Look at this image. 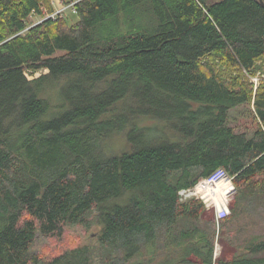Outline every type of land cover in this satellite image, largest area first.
<instances>
[{
    "label": "trees",
    "instance_id": "trees-1",
    "mask_svg": "<svg viewBox=\"0 0 264 264\" xmlns=\"http://www.w3.org/2000/svg\"><path fill=\"white\" fill-rule=\"evenodd\" d=\"M55 11V0H0V264H213L215 220L181 191L218 169L237 190L220 227L245 233L218 263L264 264V80L252 81L264 7L78 0ZM114 136L122 146L105 144ZM92 224L89 242L32 250L38 233L63 240Z\"/></svg>",
    "mask_w": 264,
    "mask_h": 264
},
{
    "label": "rangeland",
    "instance_id": "rangeland-1",
    "mask_svg": "<svg viewBox=\"0 0 264 264\" xmlns=\"http://www.w3.org/2000/svg\"><path fill=\"white\" fill-rule=\"evenodd\" d=\"M64 4L61 3L60 0H55V8L63 9ZM62 7V8H61ZM73 12L72 9H67L65 13L71 14ZM32 21H39L40 18H38L36 15H34L31 18ZM261 65L263 66L261 70H259L255 76L252 77L253 81H256V87L260 85L261 81L264 80V60L260 61ZM41 72H38L35 74V76L40 75ZM33 76H30L32 78ZM255 84V82H254ZM119 137L114 136L112 139H107L105 141V144L108 145H114L116 143L117 146H122L124 143L123 138L118 139ZM118 139V140H117ZM220 180H228L229 185L231 186L230 193H227V195L224 193V190L221 189L222 194H220L217 191H212V186L218 185V181ZM206 182V183H205ZM202 183V190L201 192L195 193V189L198 187V185H201ZM194 191V192H193ZM210 191V192H208ZM236 185L233 183V177L228 175L226 171L224 172L222 169H218L206 180L201 179L194 188L191 190L181 191V199L183 201L189 199V198H195L200 201H202L205 204V210L203 218L205 219H214L216 226H217V234L215 236V250H214V263H218L219 260H228L233 257L234 253H240L241 248L239 245L243 242V237L245 233H240L239 238H233V232L232 229H226L220 227V222L223 218L227 217L231 213V207L232 204H234L235 201V194H236ZM219 193L220 199L217 197V194ZM247 217H241L240 220L245 221L247 220ZM246 226H248L253 231V223L252 221H249L247 224L243 225L241 228L244 229ZM235 228L233 230L235 231ZM99 230L98 225L92 224L91 228L87 229L82 226H72L69 227L67 230V234H65L63 240H58L55 237H45L38 233V245L35 248H32L33 251L41 252V253H53L57 254L62 252V250L74 247V245H77L82 242H89L90 237H95L94 235L97 234ZM230 231V233H229ZM232 235V238L230 236ZM243 235V236H242ZM44 255V254H42ZM190 264H196V263H203L201 260H198L195 256L191 257Z\"/></svg>",
    "mask_w": 264,
    "mask_h": 264
},
{
    "label": "bare ground",
    "instance_id": "bare-ground-1",
    "mask_svg": "<svg viewBox=\"0 0 264 264\" xmlns=\"http://www.w3.org/2000/svg\"><path fill=\"white\" fill-rule=\"evenodd\" d=\"M229 184L230 183H228V180H220V181H218V185H214L211 188H212V191H214V192L218 190V192L220 194L223 193V192H221V189H223L224 193L227 195V193H230V191H231V186ZM205 187H203V188H205ZM203 188H202V183H201V185L199 184L198 187L195 189L196 190L195 193L204 191V190H202ZM208 192H210V191H208ZM219 193L217 194V197L220 199Z\"/></svg>",
    "mask_w": 264,
    "mask_h": 264
},
{
    "label": "built area",
    "instance_id": "built-area-1",
    "mask_svg": "<svg viewBox=\"0 0 264 264\" xmlns=\"http://www.w3.org/2000/svg\"><path fill=\"white\" fill-rule=\"evenodd\" d=\"M78 0H71V2L68 4V5H66L65 3H63L64 4V8L63 9H58V10H56L51 16H54V15H56V14H64L65 13V11L67 10V9H72V10H75V3L77 2ZM62 3V2H61ZM62 8V7H61ZM254 80V79H253ZM252 80V81H253ZM253 82H255V85H257L256 84V81H253ZM220 170V169H219ZM223 171H224V169H222ZM225 172V171H224ZM213 175V174H212ZM210 177V176H209ZM209 177H207V178H209ZM207 178H203V180H206ZM191 190V189H190ZM183 191H186V190H183Z\"/></svg>",
    "mask_w": 264,
    "mask_h": 264
},
{
    "label": "water",
    "instance_id": "water-1",
    "mask_svg": "<svg viewBox=\"0 0 264 264\" xmlns=\"http://www.w3.org/2000/svg\"><path fill=\"white\" fill-rule=\"evenodd\" d=\"M257 2L264 7V0H257Z\"/></svg>",
    "mask_w": 264,
    "mask_h": 264
},
{
    "label": "crops",
    "instance_id": "crops-1",
    "mask_svg": "<svg viewBox=\"0 0 264 264\" xmlns=\"http://www.w3.org/2000/svg\"><path fill=\"white\" fill-rule=\"evenodd\" d=\"M188 264H190V263H188ZM196 264H198V263H196ZM199 264H204V263H199ZM213 264H220V263H213Z\"/></svg>",
    "mask_w": 264,
    "mask_h": 264
}]
</instances>
